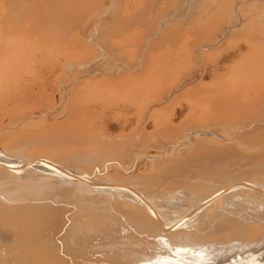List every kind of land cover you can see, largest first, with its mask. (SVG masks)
<instances>
[{
    "label": "bare ground",
    "instance_id": "6f19581e",
    "mask_svg": "<svg viewBox=\"0 0 264 264\" xmlns=\"http://www.w3.org/2000/svg\"><path fill=\"white\" fill-rule=\"evenodd\" d=\"M166 2L183 12L155 15L148 0H0V155L15 159L0 162V264H264L231 262L264 243V225L221 213L226 190L264 189V121L254 122L264 120V4L239 17L234 0ZM243 14L256 19L228 32ZM239 36L257 44H234ZM228 57L230 72L219 68ZM249 57L254 68L237 65ZM199 59L217 80L231 73L229 85L189 86L164 111L174 80L200 78L190 66ZM183 114L194 117L184 131L175 126ZM216 125L233 140L207 136ZM247 125L248 138L237 137ZM255 193L246 199L264 205Z\"/></svg>",
    "mask_w": 264,
    "mask_h": 264
},
{
    "label": "rangeland",
    "instance_id": "374dc122",
    "mask_svg": "<svg viewBox=\"0 0 264 264\" xmlns=\"http://www.w3.org/2000/svg\"><path fill=\"white\" fill-rule=\"evenodd\" d=\"M149 2H151L150 4L148 3V7H147V10H148V12H152V13H156V14H158V13H160V12H162L163 14H169V12H168V10H166V8L168 7V6H170L169 4L167 5V2L164 4V2L166 1H163V0H156L157 2H155V3H153L155 0H153V2L152 1H150V0H148ZM168 1V0H167ZM248 1H250V2H248ZM253 2H251V0H244V2L246 3L247 2V4H245V3H243V0H242V2H241V0H234V2H235V4H233L234 6H236V7H234V11H233V15H236L237 13V15L236 16H238L239 15V17H240V15L243 13V10L246 12H244V14H246V15H248V13H247V10L248 11H252L253 9H255V8H259V6H261V4H264V0H252ZM234 2H232V3H234ZM109 3V2H108ZM111 3H112V1H111ZM111 3H109V5L108 4H106L105 6L107 7V8H109L110 7V4ZM152 3L154 4V6H152ZM156 3H158V5L156 4ZM159 3H163L164 5H166V6H164L162 9H160L161 8V6L160 5H162L163 6V4H159ZM119 4V3H118ZM124 4V5H123ZM130 5L129 3H126V6H125V3H123V2H121V4H120V6H122V9H124V8H127L128 7V5ZM155 4L158 6H155ZM251 4V5H250ZM253 4V5H252ZM240 5V6H239ZM241 5H243V6H241ZM246 5H248V6H246ZM119 6V7H120ZM125 6V7H124ZM249 6H251V8L249 7ZM151 7H157V12H156V10L154 9V10H151V9H153V8H151ZM166 7V8H165ZM171 7V6H170ZM243 9H242V8ZM245 7L247 8V7H249V8H247V9H245ZM151 8V9H150ZM182 8H185L184 6L182 7ZM236 8H237V10H236ZM242 10H241V9ZM120 10V11H123V10ZM161 11H160V10ZM168 9H170V11L172 12H170L171 14H173V13H177V12H180V10L182 11V10H184V9H180V8H169L168 7ZM177 9H179V10H177ZM251 9V10H250ZM165 10V11H164ZM175 10V11H174ZM239 10V11H238ZM240 11H241V13H240ZM165 12V13H164ZM183 12V11H182ZM182 12H180V13H182ZM254 12V11H253ZM188 13L190 14L191 13V11H188ZM187 13V14H188ZM254 13H257V12H254ZM258 13H260V12H258ZM150 14V13H149ZM155 14V15H156ZM188 14V15H189ZM243 14V15H244ZM246 15H244L243 17H244V19H245V21H242V20H244L243 18L241 19V20H239L238 21V19H239V17H238V19L236 18H234L235 20H231V21H229L230 22V24H231V27H230V24H228L229 22L228 21H225L226 23V25H224V26H227V28H228V32H230L232 29H234V24H235V22L237 21V23L238 24H240V28L241 27H243L242 25H244L245 23H246V20H248L249 21V19L250 18H248L249 16H251V18L252 19H256V16H252V14L250 15L249 14V16L247 17ZM169 16V15H168ZM242 16V15H241ZM245 16H246V18H245ZM187 17V16H186ZM185 17V18H186ZM233 18V17H232ZM258 19H259V21H260V23H264V13H261V14H258ZM185 20V19H184ZM241 21V22H240ZM234 22V23H233ZM240 22V23H239ZM243 22V23H242ZM245 22V23H244ZM241 23H242V25H241ZM233 25V26H232ZM153 26H154V24H153ZM230 27V28H229ZM230 30V31H229ZM127 31L128 30H124V31H120V33L119 32H117V34H115V35H113L112 37L114 38V40H115V37H116V40L117 41H121L122 39H123V36L125 35V33H127ZM222 31H224L225 32V29H223ZM223 33V32H222ZM195 34V33H194ZM122 35V36H121ZM180 35H182V34H179V36ZM185 35H188V36H190V37H192V38H195L194 37V35L193 36H191V34L190 33H188V34H185ZM179 36L177 35L176 37L177 38H179ZM121 37V38H120ZM191 38V39H192ZM121 39V40H120ZM232 40V42H234V44H247V45H251V44H253V45H256L257 43L256 42H250L248 39H247V36H239V37H237V38H233V39H231ZM202 41V42H201ZM200 41V43H204V44H206V45H208V49H210V50H214L215 48L217 49L218 47H220L219 45H220V43H219V41H218V44L216 43L215 45H214V43H215V41H208V40H201ZM171 43V41H167L166 43V45L168 46V44H169V46H173V45H175L176 43H179L180 41H177V39H176V41H175V44H170ZM206 42V43H205ZM210 42H211V44H210ZM241 44V45H242ZM213 45V46H212ZM217 45V46H216ZM215 46V47H214ZM90 47H92L93 49H94V45H90ZM215 49V50H216ZM95 51L97 50V48H95L94 49ZM209 50V51H210ZM231 50V48L228 50V51H230ZM206 51H208V50H206ZM205 51V52H206ZM184 55V56H183ZM115 56H117L118 57V55L117 54H115ZM179 56L181 57V60H183L182 62H183V66L185 65V66H187V58H185V56H186V51L185 50H183V51H180V54H179ZM114 58V59H112L111 58V61H113V62H118V60H120L119 59V57L118 58ZM229 58V59H228ZM226 60H222V61H220L219 63L220 64H222V65H220L219 66V68L221 69V70H226V71H229V69L230 68H232L233 66H234V64L233 63H231L232 62V59H234V57L232 58V59H230L231 57H228ZM186 61V62H185ZM198 62H190V66H197L195 69L193 68V71L195 72H193V74H194V76L196 75V72H197V77H200V78H198L197 80H196V78H194L192 81L194 82V83H189V81H187L188 79L190 80V78H188L187 76H185V79H183V77L181 78V79H183L182 81H181V79H176V80H174L173 82L175 83V85H174V83L172 82L171 84H173V92H175L174 94L175 95H173L172 93L170 94V97H172L173 99H171V100H169V98L167 99V103H166V101L164 102V109H166V110H164V111H170V104H173V103H176V102H178L179 100H185V99H187L189 96H188V91L186 90V88L187 87H189V89L192 87V88H194V87H197L198 85H202V86H204V88L207 90V91H210L216 84L217 85H220V84H222V85H229V83H230V81H231V77H230V75H231V73H229L228 75L226 74V73H228V72H226L225 74H224V77H222V78H220V79H215L214 77H213V75H210L209 74V72H208V70L209 69H207V67L208 66H204L203 64H201V62L202 61H200V59L199 60H197ZM113 62L111 63V64H113ZM204 62H206V61H204ZM208 62V61H207ZM228 62V63H227ZM234 62V61H233ZM109 63H110V61H109ZM185 63V64H184ZM197 63V64H196ZM209 65H211V64H209ZM225 65H226V67H225ZM239 67H242V68H254L255 67V65H254V63L252 62V59L249 57V58H246V59H244L243 61H241L240 63H238L237 64ZM110 66V65H109ZM108 66V67H109ZM184 66V68L183 69H185L186 67ZM200 67V68H199ZM230 67V68H229ZM196 69H198V70H196ZM200 69H201V71H202V69H203V74L201 73V71H200ZM204 69L206 70V71H204ZM233 69H235V68H233ZM230 70H232V69H230ZM186 71H188V69H186ZM198 72H200L199 74H198ZM230 72V71H229ZM206 73V74H205ZM202 75V76H201ZM205 76V77H204ZM212 76V77H211ZM207 77V78H206ZM204 78V79H203ZM233 78V77H232ZM183 82V84L185 85V83L187 84V85H183L181 82ZM185 80V81H184ZM195 80V81H194ZM200 80V81H199ZM180 82V83H179ZM201 82H203V83H201ZM180 84V85H179ZM178 87H177V86ZM181 85H183V87L181 86ZM193 85V86H192ZM176 86V88H174ZM181 86V87H180ZM184 87H185V89H184ZM182 89V90H180V89ZM174 89H177V90H174ZM188 89V88H187ZM188 89V90H189ZM180 90V91H179ZM184 91V92H183ZM185 91H186V93H185ZM177 92H178V94H177ZM185 93V94H182V93ZM179 93H180V95H179ZM176 96V97H175ZM185 96V97H184ZM183 97V98H182ZM182 98V99H181ZM173 100V101H172ZM168 104L167 106H166V104ZM59 107V108H58ZM56 106V108H54L55 109V114H58V113H56V112H58V111H60V105L59 106ZM58 108V109H57ZM167 108H168V110H167ZM54 112L52 113V114H54ZM185 114H183V115H181L180 117H181V119L179 120V119H177V121L179 120V122H176L175 121V124L177 123V125H175L176 127L177 126H179V124H182V125H180L179 127H178V129H182V131H184L185 130V124H186V122L187 123H189L194 117L193 116H191V115H186L187 116V118L184 116ZM234 115H236V114H234L233 113V116H232V118H234ZM1 117L0 118H5L4 116H6V118H8V115L7 114H4V116L3 115H0ZM58 116H62V113H61V111H60V114H58ZM182 116H184V117H182ZM231 116V115H230ZM153 117H158V115H157V113H155L154 114V116ZM191 117V118H190ZM259 116H257V118H258ZM5 118V119H6ZM79 118H81V117H79ZM78 118V119H79ZM178 118V117H177ZM195 118H197V116L195 117ZM91 119V118H90ZM81 120V119H80ZM256 120V119H255ZM257 120H258V122L259 123H256L257 122ZM256 121H254L255 122V125H260L261 124V122L262 121H264V120H260L259 121V119H257ZM189 121V122H188ZM233 122V121H232ZM220 123V122H219ZM262 123H264V122H262ZM223 124V123H222ZM184 125V126H183ZM224 125H225V123H224ZM229 125H231V124H229ZM216 126H218V127H216ZM215 126V128L213 127V130H211L209 133L210 134H207V136H210V135H212V134H215L217 137H218V142H221V141H232L233 139H232V137H231V139H230V137H228L229 139H227V135L225 136L224 134H226V133H224L223 132V130L221 129V131L223 132V134H222V132L220 131V129L218 130V128H219V125H216ZM250 125H247V127L245 126H243V127H241L242 128V130H241V128L239 129H237L236 131H235V133H236V136L238 137V131L240 132V135L239 136H241V135H243L245 138L247 137V136H249V134H250V132H251V130L250 129H252L251 128V126L249 127ZM253 126V125H252ZM262 126H264V125H262ZM151 127V128H150ZM150 127H148L147 129H149L148 130V132H149V134H150V136H152V138H155V132H156V130L154 129V126H150ZM153 127V128H152ZM248 127H249V129H248ZM233 128V127H232ZM245 128L248 130V131H250V132H248L247 130H245ZM216 130V132H215V130ZM97 130H100V129H97ZM102 130V129H101ZM235 130V129H234ZM243 130H245V131H243ZM126 131V130H125ZM154 131V132H153ZM215 133H214V132ZM232 131V130H231ZM242 131V132H241ZM211 132H212V134H211ZM221 132V133H220ZM244 132V133H243ZM126 133H128V132H126ZM154 133V134H153ZM217 133V134H216ZM248 133V134H247ZM223 135H224V137H223ZM242 136V137H243ZM225 137H226V139H225ZM236 137V138H237ZM248 138V137H247ZM145 147V146H144ZM144 147H141V149L142 148H144ZM140 149V150H141ZM156 149V147H154V146H151L150 148H148V151H150V152H152L153 150H155ZM152 150V151H151ZM220 155H222V157L224 156H226V154H223V153H218V157H221ZM143 156V155H142ZM142 156H140V159L142 158ZM144 158V157H143ZM142 158V159H143ZM137 159V160H136ZM135 160L137 161V163L135 162V164H138V160H139V158H136ZM7 163V162H14L15 163V159L14 158H11V157H8V156H5V155H0V162L1 163H5V162ZM140 161V160H139ZM111 162H108V165L110 164ZM244 161L242 160V161H238L237 163H235V162H230V163H228L229 164V168H232V167H234V168H236L237 167V165L239 166V167H241V166H243L244 165ZM234 164V165H233ZM105 165V166H104ZM104 165H100V166H102L101 168H100V166L99 167H97V169L95 170L96 171V173H97V175H99V176H97V178H99V179H105V171H102V170H106V169H109L110 168V165H109V167H106V163L104 164ZM112 165V164H111ZM246 165V164H245ZM104 167V168H103ZM20 170H23L22 168H20ZM19 169H17V171H20ZM98 170V171H97ZM95 171H94V175L93 174H91V175H89V176H91L92 178L94 177V176H96V174H95ZM101 171V172H100ZM98 172H99V174H98ZM105 175H104V174ZM101 174H103V175H101ZM260 184H262V185H264V176H262L261 177V179H260ZM109 185V184H108ZM249 185V188L246 186V185H243V184H239V186H236V188L234 187V190H236V191H233L234 193H239V191H238V189L240 190V192H246L247 194L246 195H236L237 196V198H236V196L234 195L233 196V193H232V191H231V189H230V191L228 190V192H223V194H225V195H222V196H224L223 198H224V200H225V204H223L222 205V207L223 208H221V209H223L222 211H221V213L223 214V212H224V214L226 213L228 216H233V217H235V218H238V219H240V220H244V221H246V222H249V223H252V222H254V223H259L258 225H260L261 227H262V225H264V223H262V222H264V212H262V211H264V210H262V209H264V205H262V204H258L255 200H252V199H249V200H247L246 199V197L247 196H249V191H250V195L253 193V195H254V193H255V191H256V193H255V195H258V196H261V197H264V196H262V195H264V189H261V188H259V187H254L255 188V190H254V188H250V187H252V185H250V184H248ZM242 186H245V188H243ZM237 187H238V189H237ZM245 189V190H244ZM246 189H248L249 191H246ZM253 191H252V190ZM233 190V189H232ZM241 190H244V191H241ZM261 190V191H260ZM257 191H259L258 193H257ZM252 192V193H251ZM262 194H261V193ZM228 193V194H227ZM232 194V195H231ZM228 195V196H227ZM227 197V199H226V197ZM229 196H231V197H229ZM242 196V197H241ZM244 197V198H243ZM250 197V196H249ZM229 199H230V201H229ZM237 199H240V200H238V201H242L241 203H242V206H240L239 204V206L237 205V203L235 202ZM246 199V200H245ZM140 200H142V199H140ZM233 200V201H232ZM245 200V201H244ZM244 201V202H243ZM235 204V206H234V204ZM245 203H246V205H245ZM62 204H64L63 202H62ZM254 205V207L252 208V207H247L246 209H245V207L244 206H251V205ZM65 205V206H64ZM63 205V207H65V208H67V207H71L72 206V204H68V203H65ZM244 205V206H243ZM259 205V206H258ZM258 206V207H257ZM262 206V207H261ZM227 207V208H226ZM230 207V208H229ZM237 207H239V208H237ZM242 207V208H241ZM259 207H261V208H259ZM224 208H226L225 210H224ZM233 208V209H232ZM244 208V209H243ZM252 208V209H251ZM258 208V209H257ZM237 209H239V210H237ZM251 209V210H250ZM255 211H254V210ZM230 210L232 211L231 212V214H230ZM237 210V211H236ZM241 210V211H240ZM244 210V211H243ZM195 211V210H194ZM194 211H191L190 213H189V215H187V216H185L182 220H180L179 222H177L175 225H174V227L176 228H178V227H180V228H183V227H186L187 225H188V223L186 224L185 223V220H186V218L187 217H189V216H192L191 214H193V212ZM240 211V212H239ZM248 211V212H247ZM257 211V212H256ZM237 212H239V213H241V214H238ZM247 212V213H246ZM251 212V213H250ZM262 212V214H261V216H260V213ZM229 213V214H228ZM233 213H235V214H233ZM246 213V214H245ZM253 213H257V214H254L253 215ZM258 213H259V215H258ZM225 214V215H226ZM243 214V215H242ZM250 214V215H249ZM226 215V216H227ZM247 215H249V216H247ZM241 216V217H240ZM256 216H259V217H256ZM240 217V218H239ZM246 217V218H245ZM249 217V218H248ZM66 218V217H65ZM255 218V219H254ZM259 221H258V220ZM252 220V221H251ZM183 222V223H182ZM179 224H182L181 226L179 225ZM186 224V225H185ZM52 225V224H51ZM184 225V226H183ZM56 227H58V225L57 226H54V227H52L51 229H52V234H54V235H56L57 234V232H58V229H56ZM50 228V227H49ZM262 228H264V227H262ZM262 230H264V229H262ZM56 233V234H55ZM251 249H252V251H251ZM256 249L258 250V252L256 251ZM248 250V251H247ZM260 250V251H259ZM245 251H247L248 252V254H247V252L245 253ZM250 251H251V253H250ZM242 252H244V253H242ZM240 253V252H239ZM238 252L237 253H234V255H235V257L234 258H232L231 257V262H233V260L235 261V260H239V261H241L242 260V262L243 261H245V262H243V263H248L250 260L252 261V260H257V259H259V260H261L262 258H264V257H262V256H264V243H261V242H258V244L256 243L254 246H250V247H248L246 250H241V254L240 255H238L239 254ZM249 253H250V255H249ZM254 254H255V256H254ZM228 255H230V254H228ZM238 255V256H237ZM242 255V256H241ZM247 255V256H246ZM249 255V256H248ZM257 255V256H256ZM241 256V257H240ZM243 256H244V258H243ZM246 256V257H245ZM254 257V258H253ZM236 258V259H235ZM242 258V259H241ZM257 258V259H256ZM241 259V260H240ZM244 259V260H243ZM246 259H248V261H246Z\"/></svg>",
    "mask_w": 264,
    "mask_h": 264
}]
</instances>
